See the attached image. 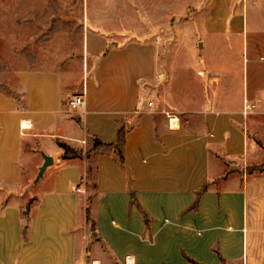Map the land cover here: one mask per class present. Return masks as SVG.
<instances>
[{
    "label": "crops",
    "instance_id": "1",
    "mask_svg": "<svg viewBox=\"0 0 264 264\" xmlns=\"http://www.w3.org/2000/svg\"><path fill=\"white\" fill-rule=\"evenodd\" d=\"M180 19L179 48L199 59L197 93L181 101L155 42L95 30L82 92H67L81 107L64 104L53 70L20 71L21 100L0 90V264H264V171L252 170L264 164V0H208ZM123 123V165L113 149L62 159L57 142L115 144Z\"/></svg>",
    "mask_w": 264,
    "mask_h": 264
},
{
    "label": "rangeland",
    "instance_id": "2",
    "mask_svg": "<svg viewBox=\"0 0 264 264\" xmlns=\"http://www.w3.org/2000/svg\"><path fill=\"white\" fill-rule=\"evenodd\" d=\"M244 1L234 0V7H242ZM207 3L208 0H0V90L21 100L20 71L53 70L62 76L66 93L63 101L69 107L67 92L81 93L86 76L85 34L95 30L155 42L160 66L164 68L166 60L172 63L170 96L181 101L185 95L197 93L199 59L195 56L196 62L194 54L179 48L175 26L180 18L192 16ZM164 82L162 79L160 84ZM157 102H152L154 108L159 107ZM29 157L25 152L24 161ZM37 174L38 171L25 177L24 185L38 181L41 177ZM93 176L92 169L87 176L90 196L94 195ZM89 205L86 202L85 206ZM93 222L91 215V228Z\"/></svg>",
    "mask_w": 264,
    "mask_h": 264
},
{
    "label": "trees",
    "instance_id": "3",
    "mask_svg": "<svg viewBox=\"0 0 264 264\" xmlns=\"http://www.w3.org/2000/svg\"><path fill=\"white\" fill-rule=\"evenodd\" d=\"M126 134H127V128H126V125L123 123L121 125L120 130H119L118 139H117L115 144H103L97 138H93L92 139L93 148L87 152H84L83 150H77V149L71 148L70 146L66 145L63 142H57V145L63 151L62 159L65 161L74 160V159L89 160L96 152H98L100 150L113 149L119 158L120 164L123 165L124 164V157H123L122 151H123V147H124L125 142H126ZM252 170H259V171L263 172L264 171V164L261 166H258L256 168H253ZM91 172H92V169L90 168L88 171V176L91 175ZM94 188L96 189V185H94ZM206 189H207V186L204 188V190H206ZM133 203H135L134 198H133ZM196 206H197V204L194 207H196ZM30 210H31V205H29L26 208V211L23 214V219L25 222V230H24L25 233L29 227ZM86 214H87V218L89 220L91 218V212H90L89 206L87 207ZM92 230L95 231V222H93V224H92ZM191 264H198V263L191 261Z\"/></svg>",
    "mask_w": 264,
    "mask_h": 264
},
{
    "label": "built area",
    "instance_id": "4",
    "mask_svg": "<svg viewBox=\"0 0 264 264\" xmlns=\"http://www.w3.org/2000/svg\"><path fill=\"white\" fill-rule=\"evenodd\" d=\"M83 104H84V98H83V96H76V97L70 99L69 102H68V106L72 110H75V109L81 107ZM148 106L149 107H153V103L152 102H149L148 103ZM254 107H255L254 105H251V106L248 105L246 109L250 110V109H252Z\"/></svg>",
    "mask_w": 264,
    "mask_h": 264
},
{
    "label": "water",
    "instance_id": "5",
    "mask_svg": "<svg viewBox=\"0 0 264 264\" xmlns=\"http://www.w3.org/2000/svg\"><path fill=\"white\" fill-rule=\"evenodd\" d=\"M53 163V160L51 158L45 157V163L43 167L41 168L40 177L43 175L46 168Z\"/></svg>",
    "mask_w": 264,
    "mask_h": 264
}]
</instances>
